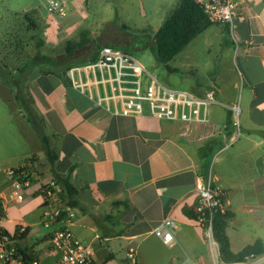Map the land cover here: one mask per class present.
<instances>
[{
  "label": "crops",
  "instance_id": "obj_1",
  "mask_svg": "<svg viewBox=\"0 0 264 264\" xmlns=\"http://www.w3.org/2000/svg\"><path fill=\"white\" fill-rule=\"evenodd\" d=\"M106 1L77 0L63 19L49 18L35 2L39 20L48 26V47L95 27L90 21V3L101 2L104 9H112ZM178 1L162 3L170 14ZM149 8L152 12L156 6L152 3ZM213 26L227 33L222 44L231 51L230 72L219 67L205 86L187 90L198 96L216 90L217 102L209 108L207 123L115 115L87 94L64 86L60 77L33 78L29 90L54 160L50 161L42 136L33 131L37 150L7 168L27 166L34 195L8 207L5 227L13 231L18 223L28 225L25 244L29 245V238L42 225L44 199L37 192L55 181L61 191L55 204L67 210L66 223L58 226L67 225L82 242L94 243V264H129V247L137 250V264L153 263L160 244L185 254L182 261L173 258V264H212L208 248L204 252L196 248L198 242L205 243L200 235L190 240L187 249L178 237L180 224L197 222L183 209L194 210L198 189L212 178L214 185L226 190V211L233 213L226 228L231 250L239 252L257 239L264 242V0H238L233 34L226 25ZM230 105L239 106L238 118ZM238 133L239 138L226 148L225 143ZM71 167V184L77 193L70 206L57 178ZM7 168L0 170L3 177ZM35 211L39 221H28ZM168 216L177 224L171 245L153 232ZM40 255L44 263L58 257L57 252L47 250ZM253 264H264V254Z\"/></svg>",
  "mask_w": 264,
  "mask_h": 264
},
{
  "label": "built area",
  "instance_id": "obj_2",
  "mask_svg": "<svg viewBox=\"0 0 264 264\" xmlns=\"http://www.w3.org/2000/svg\"><path fill=\"white\" fill-rule=\"evenodd\" d=\"M77 0H38L39 7L51 18H66ZM214 24H223L233 34L238 0H195ZM67 75L71 86L87 94L97 105L115 115L150 116L158 120L183 123H207L209 108L217 102L216 90L211 88L205 96H198L187 90L165 86L147 70L132 53L119 48L105 46L95 62L72 66ZM85 77V80L83 79ZM101 87V88H100ZM228 108L238 118V105ZM238 133L225 147H230L240 136ZM7 184L0 188V264H94L96 252L94 243L82 242L69 226L51 230L40 250L26 245L29 226L18 223L13 231L5 227L9 222L8 207L21 204L34 195L33 177L27 166L9 168L5 171ZM44 199L41 224L50 228L66 223L67 210L55 204L60 198V189L55 181L39 188ZM226 190L220 184H213L212 178L197 191L194 211L199 215L198 224L203 227L209 250L215 264H227L220 259L219 245L213 235V219L216 213L226 212ZM177 224L173 217L164 218L154 229V234L165 245L174 242ZM57 252L58 257L44 263L41 252ZM129 264H137V250L129 247ZM256 258L231 264H253ZM185 264V263H182Z\"/></svg>",
  "mask_w": 264,
  "mask_h": 264
},
{
  "label": "rangeland",
  "instance_id": "obj_3",
  "mask_svg": "<svg viewBox=\"0 0 264 264\" xmlns=\"http://www.w3.org/2000/svg\"><path fill=\"white\" fill-rule=\"evenodd\" d=\"M37 1L0 0V52L3 50V44L7 39L4 32L8 30V26L12 27L10 17L13 12L36 8L37 3L35 2ZM162 2L163 0L106 1L105 4L112 5V9H104L101 2H91L90 21L97 26L89 29L91 36L100 35L101 38L111 39L113 36L110 32H117L119 30L126 34L122 33L121 37L117 33L113 35L118 40L127 42L130 37L129 35H131L133 38L130 44L132 47L131 53L147 70L169 88L191 90L193 86L195 89H198V85L203 87L211 80V74L219 67L223 71L228 72L231 51L225 49L222 44L223 39H226L228 36L226 32L222 33L218 31L215 26L198 35L182 52L176 55L168 63L170 69L155 57L151 44L154 32L169 14L164 7V2ZM152 3L156 8H153L151 12L149 7H151ZM42 27L46 35L45 29L48 26L43 23ZM61 41H59L56 47H58ZM1 60L2 55L0 56ZM12 84L13 81L9 74H0V170L15 166L25 157L31 155L34 150H37L36 143L32 141L34 139L33 131L39 133L41 136L45 134L40 124L41 120L33 115V110L28 109V106L15 100L14 96L17 89ZM29 118L31 119L32 127L27 121ZM0 180L1 185H3L2 181H6V177H3L2 172H0ZM38 216L39 212L35 211L26 219L37 222L39 221ZM179 226L181 229L178 237L183 249L188 248V244L192 238L200 235L205 243L198 242V245H196L197 250H203L204 252L205 247L209 250L208 240L204 236L202 226L200 227L197 222L190 223L189 225L180 224ZM58 227L60 226L56 225L45 228L43 225H39V232L29 238L28 244L36 250H40L41 245L45 241L46 234ZM156 250L159 256H157L156 262H142L141 264H173V258H179L182 261L186 257L180 249L167 247L163 244H160ZM209 254L211 256L210 250ZM212 264H215L213 258Z\"/></svg>",
  "mask_w": 264,
  "mask_h": 264
},
{
  "label": "trees",
  "instance_id": "obj_4",
  "mask_svg": "<svg viewBox=\"0 0 264 264\" xmlns=\"http://www.w3.org/2000/svg\"><path fill=\"white\" fill-rule=\"evenodd\" d=\"M38 16L37 8L13 12L10 17L12 27L8 26V30L4 32L7 39L0 52V56L2 55L0 74L7 73L11 76L12 86L17 89L15 100L33 110V115L37 119L39 116L35 111L34 99L29 90L33 78L38 75H55L62 79L64 86H69L71 82L67 72L72 66L95 62L105 46L131 53L130 44L133 39L128 34L130 37L127 42L118 40L113 34H120L121 37L122 33H125L119 30L110 32L113 38L104 39L100 35L93 37L88 29H83L75 36L62 40L58 47L49 48ZM213 25L215 24L209 20L195 0H179L169 16L154 32L151 44L155 57L170 69L168 63L192 40ZM28 121L31 123L30 118ZM42 141L50 161L53 162L54 154L51 151L49 139L42 136ZM72 169L71 167L67 174L59 175L57 178L62 186V197L69 199L68 205L70 206L77 193L71 184ZM183 212L191 219L198 220L199 218L194 210L184 208ZM232 217L233 213L228 211L214 215L213 235L219 245L220 259L231 264L245 262L249 258H258L263 255L264 242L261 239H257L239 252L235 253L231 250L226 228Z\"/></svg>",
  "mask_w": 264,
  "mask_h": 264
}]
</instances>
